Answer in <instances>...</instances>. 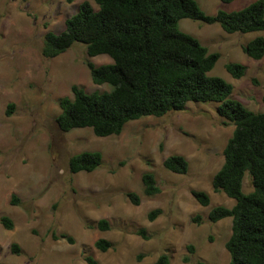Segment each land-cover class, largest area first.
<instances>
[{"label": "rangeland", "instance_id": "1", "mask_svg": "<svg viewBox=\"0 0 264 264\" xmlns=\"http://www.w3.org/2000/svg\"><path fill=\"white\" fill-rule=\"evenodd\" d=\"M85 1L97 8L95 0H0V264H151L161 252L169 254L170 264H229L232 217L212 222L209 212L235 204L212 187L235 126L223 123L216 101L189 102L182 111L132 120L118 135L59 128V99L72 96L73 85L87 92L111 88L95 84L86 65L87 59L110 63L109 55L89 57L79 42L50 59L40 50L44 34L63 30L65 19ZM198 1L207 14H215L254 0ZM179 28L220 55L209 74L231 82L232 97L264 112V57L252 58L243 48L264 30L229 33L219 23L191 18H182ZM230 62L245 64L246 74L234 78L226 69ZM83 150L101 151L104 162L91 172L72 173L68 160ZM174 154L188 160L186 174L165 168V158ZM146 171L160 187L153 196L143 192ZM193 190L208 192L210 203L201 204ZM252 190L247 172L244 192ZM129 192L140 196L139 204L131 202ZM154 209L161 212L150 219ZM3 216L11 219L12 228ZM100 219L110 228L99 229ZM99 238L113 246L101 251ZM13 244L20 252L13 251Z\"/></svg>", "mask_w": 264, "mask_h": 264}, {"label": "trees", "instance_id": "2", "mask_svg": "<svg viewBox=\"0 0 264 264\" xmlns=\"http://www.w3.org/2000/svg\"><path fill=\"white\" fill-rule=\"evenodd\" d=\"M95 2L97 8L88 1L81 3L65 19L63 30H48L43 36L40 50L48 59L67 51L76 42L86 45L89 57L107 54L112 58V62L99 65L86 60L94 83L109 84L111 88L87 92L73 85L72 96L59 99L61 110L56 118L59 128L64 132L91 128L100 137L118 135L132 120L182 111L189 102L216 101L223 123H232L235 128L224 148V162L213 175L212 187L233 198L235 204L214 206L209 219L216 222L232 217V234L226 243L231 257L229 264H264V112L250 110L232 97V83L209 74L220 55L210 52L197 37L179 28L182 18H191L219 23L229 33L264 30V0H254L232 11L219 9L215 14H207L198 0ZM243 48L252 58H263L264 36L250 39ZM226 69L234 78H242L247 66L230 62ZM9 107L12 109L13 105ZM103 160L101 151L83 150L69 158L68 167L72 173L91 172L102 166ZM163 164L175 173L186 174L189 170L188 160L180 154L168 156ZM247 172L252 177L253 190L246 193ZM141 181L145 195L160 192L152 172H144ZM192 193L201 204L210 203L208 192L193 190ZM127 195L132 203H140L137 193ZM160 212V209L152 210L149 218ZM200 219L199 215L195 218ZM1 220L12 228L9 217L3 216ZM97 227L107 230L110 225L106 219H100ZM139 232L147 237L144 229ZM62 236L72 241L71 237ZM96 246L107 251L113 243L99 238ZM12 248L20 252L18 245L13 244ZM188 249L195 250L193 245ZM188 259L186 256L185 260ZM87 260L95 263L90 256ZM170 262L169 254L161 252L151 264Z\"/></svg>", "mask_w": 264, "mask_h": 264}]
</instances>
